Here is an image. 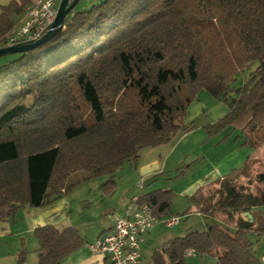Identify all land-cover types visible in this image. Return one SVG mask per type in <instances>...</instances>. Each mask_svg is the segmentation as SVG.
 <instances>
[{
    "label": "trees",
    "instance_id": "trees-1",
    "mask_svg": "<svg viewBox=\"0 0 264 264\" xmlns=\"http://www.w3.org/2000/svg\"><path fill=\"white\" fill-rule=\"evenodd\" d=\"M34 1L0 7V48ZM90 4L73 9L50 40L0 65V227L22 208L67 194L80 183L67 184L74 172L85 173L81 182L107 176L101 189L113 190L123 165L136 167L143 150L191 131L184 116L202 90L228 107L204 128L208 135L230 128L240 132V147L255 150L264 141V0ZM252 62L257 67L233 88ZM130 90L135 112L125 103ZM261 186L264 156L199 187L183 215L205 216L206 230L168 241L154 251L153 264H186L188 251L213 255L216 264H260L248 234L264 230L263 218L251 214L264 209ZM140 201L156 219L170 213V193L151 191ZM33 234L39 264H60L83 245L72 227L47 225Z\"/></svg>",
    "mask_w": 264,
    "mask_h": 264
},
{
    "label": "crops",
    "instance_id": "crops-1",
    "mask_svg": "<svg viewBox=\"0 0 264 264\" xmlns=\"http://www.w3.org/2000/svg\"><path fill=\"white\" fill-rule=\"evenodd\" d=\"M10 1L11 0H0V7L7 5ZM206 100L212 105L214 104L212 103L214 102L212 101L213 99L209 98ZM195 106L200 109V113L202 114V120L200 121L202 128L217 122L228 112V108L218 103L209 110H206L205 104L201 105V107L199 105ZM194 115L195 114L187 116L188 122L186 123H188L189 126L191 125L190 123H193L192 119H196ZM176 136H178V134ZM176 136L174 138H176ZM184 136L185 135H182L180 139ZM187 136L188 135H186L185 138H187ZM174 138L167 143V145L143 150L137 161L136 167L125 164L129 165V168L124 172L126 173V182L121 183L120 177L122 175H120L119 178L114 181L113 190L108 193H100L99 190L103 184H99L91 188L92 193L90 195H82L77 198L76 203L67 200L69 196V193H67L45 207H25L18 210L14 218L1 223L0 264H39L37 252L39 247L33 232L36 228L47 225L56 227L59 230L72 227L78 232L80 238L83 239V245L64 258L60 264H109L104 257L91 254L88 245L108 234L115 220L124 215V210L129 199L137 192L136 184L139 180L143 179L145 183L147 181L153 183L150 184L149 188L146 190V184L144 185V194L155 190H161L171 195L173 194L172 190L157 186L159 184L158 180H160L159 177H162L165 173L174 171L173 169H175L176 165L181 161V158L185 157V155H175L178 147L175 150L170 148V144L174 142ZM231 139L232 138L225 139L224 142L227 144L225 147H228L229 150H227L222 157H216V161L213 164L214 167H212L209 174H205V177L203 176L196 180L190 177L192 181L188 182V185L180 192L181 194L189 198L199 187L205 186L215 180L218 181V179H221L229 173L230 170L239 168L247 158L259 159L253 157V152H256L255 149L240 147L243 140L241 136H236V139L233 141H231ZM116 176L117 171L115 177ZM251 214L256 217L261 216L264 220V209H253ZM199 215L203 216L201 214ZM161 221H163L162 218L156 219L154 226L143 235V243L148 240H156L160 237L154 230H156V223L163 224ZM227 226L233 231L232 224H227ZM174 235V238L183 236H180V231ZM174 238L167 240L164 244ZM248 239L252 244V250L255 256L260 260V264H264V230L260 235L249 233ZM196 257L199 258L197 260H200L201 264H216V257L213 255H209V259H207L206 255H199L196 253H192L190 256L187 254L185 255V259L190 258V260ZM185 262L186 264H190L188 260H185ZM191 264L195 263L192 261Z\"/></svg>",
    "mask_w": 264,
    "mask_h": 264
},
{
    "label": "rangeland",
    "instance_id": "rangeland-1",
    "mask_svg": "<svg viewBox=\"0 0 264 264\" xmlns=\"http://www.w3.org/2000/svg\"><path fill=\"white\" fill-rule=\"evenodd\" d=\"M99 0H81V2L74 8V12L84 10L85 8H88L91 4L90 3H97ZM60 3V0L55 1L56 9L58 7V4ZM13 56L6 55L5 57H0V65L6 63L7 61L12 60ZM257 67L256 62H252L248 64L246 67H244L243 71L239 73L235 81L233 82L232 86L233 88L241 87L246 80L249 77L250 72H252ZM127 98H126V106H128L131 109V112L136 111L135 102L133 100V94L132 91H128ZM207 97V98H206ZM213 99L212 103L213 105L207 101L206 99ZM220 104L225 106L227 105L222 102L215 99L212 95H210L206 90L200 91L197 96L196 100H194L192 103H190V107L187 108L186 116H184V123L186 126L189 124L186 123L187 116L195 114L196 119H192L193 123H190L193 128L191 131L185 133L180 132L176 138H174V142H172L170 145V148H173L175 150L177 147L178 149L175 152V155L177 156H184L181 158V161L176 165L174 171L170 173H165L162 175V177H159L160 180H158V186L161 188H166L172 190L173 194L171 195V208L170 213L168 216L162 217V220L165 221L169 218L176 217L179 219V222L177 225L173 227H167L162 221L161 223H156V233L159 238L153 241H146L143 243L141 249V264H153L152 261V254L155 249L161 248L163 244L175 237V233L178 231L181 232L180 236H184L186 233L190 231H205L206 226L210 223V220H208L205 216H200L197 213H194L191 211L188 215H183V213L188 209L187 207L190 206L189 198L180 192L183 191V189L188 185L189 181L196 180L197 178L205 177V174H209L212 167H214V162L216 161V157H222L228 149L225 146L227 145L224 141L225 139L232 138L231 141L236 139V136H241L239 131H233L230 128H226L225 131L208 135L204 128L200 125V121L202 120V114L200 113V109L196 107L195 105H201L205 104L206 110H209L211 107H214L216 104ZM193 105V106H192ZM82 111L85 115V118H88L89 112L86 105L82 103ZM196 107V108H195ZM199 110V113H198ZM193 116V117H194ZM89 119V118H88ZM213 124V123H212ZM232 134V135H230ZM182 135H188L187 138L185 136L180 139ZM180 139V140H179ZM230 142V141H229ZM231 143V142H230ZM165 145V144H164ZM163 145V146H164ZM225 147V148H224ZM264 156V141L259 145V147L256 149V152H253V157L261 159ZM181 162V163H180ZM181 167V168H180ZM129 168V165H124L121 170L117 171V176L115 177L114 181H116L117 178L120 177L121 183L126 182V173H124ZM180 168V170L183 173L177 174V170ZM230 172V171H229ZM228 174V173H227ZM85 176L84 172H74L72 175L68 178L67 184H74L77 182V185L73 186L69 191L68 199L72 203H76L77 198H79L82 195H90L92 193L91 188L95 185H101L105 184L108 181L107 176H101L98 178H95L93 180L83 181L81 182V179ZM211 176V175H210ZM191 177V178H190ZM245 181V180H244ZM145 186V190L149 188L150 184H153L150 181H147ZM155 188V187H154ZM262 189H264L263 186H261ZM100 193H103L102 189L99 190ZM98 191V192H99ZM155 233V234H156ZM179 236V235H178ZM199 257V256H198ZM198 257L194 258L193 260H190V258H187L185 260H188L191 264L192 261L195 264H201ZM207 259H209V255H206Z\"/></svg>",
    "mask_w": 264,
    "mask_h": 264
},
{
    "label": "built area",
    "instance_id": "built-area-1",
    "mask_svg": "<svg viewBox=\"0 0 264 264\" xmlns=\"http://www.w3.org/2000/svg\"><path fill=\"white\" fill-rule=\"evenodd\" d=\"M55 1L35 0L26 6L24 16L9 32L2 47L40 39L55 20L57 11L54 7ZM144 183L141 179L136 184L137 192L131 196L124 215L115 220L111 231L88 245L91 254L104 257L109 264H140L143 235L154 226L156 221L151 208L140 201V197L144 194ZM162 222L167 227H173L178 224L179 219L173 217ZM191 254L192 252H187V255Z\"/></svg>",
    "mask_w": 264,
    "mask_h": 264
},
{
    "label": "water",
    "instance_id": "water-1",
    "mask_svg": "<svg viewBox=\"0 0 264 264\" xmlns=\"http://www.w3.org/2000/svg\"><path fill=\"white\" fill-rule=\"evenodd\" d=\"M80 0H60L58 4L56 17L52 25L50 26L49 30L38 40L34 42H23L17 43L15 45H11L8 47H1L0 48V57L6 55H15L27 52L32 50L33 48L39 46L50 40L57 32L63 27L64 21L69 13L76 7V4L79 3ZM243 219L247 222H252L253 217L249 213L242 214Z\"/></svg>",
    "mask_w": 264,
    "mask_h": 264
}]
</instances>
